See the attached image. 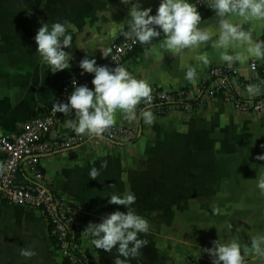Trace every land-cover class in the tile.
I'll use <instances>...</instances> for the list:
<instances>
[{
	"label": "crops",
	"instance_id": "0c3cea01",
	"mask_svg": "<svg viewBox=\"0 0 264 264\" xmlns=\"http://www.w3.org/2000/svg\"><path fill=\"white\" fill-rule=\"evenodd\" d=\"M141 2L153 12L160 0ZM130 6L120 0H0V136L49 106L63 73L78 68L82 58L102 57L101 50L109 49L113 38L127 30ZM201 16L202 22L214 28L215 12ZM64 21L76 28L69 29L71 48L64 49L73 59L68 69L52 73L41 62L34 37L43 23ZM245 26L264 40V20L253 19ZM162 39L163 34L152 42L156 46L153 54L145 56V48L151 45L140 44L122 64L138 79L148 80L152 89L195 88L211 65H226L219 58L223 50L211 45L172 54L159 48ZM235 50L244 51L233 46ZM204 53L211 63L203 66L201 62L198 80L192 84L184 79L187 67L197 66L196 56ZM245 57V63L232 68L241 79H257L259 72L251 70L249 63L253 60L264 65V61L246 52ZM237 94L253 99L263 94V88L254 97L246 87ZM154 115L151 125L141 118L128 121L117 115L116 124L136 128L133 141L88 137L42 159L46 183L65 197L93 264H114L117 251L96 249L92 237L83 231L103 215L126 212L125 206L108 203L111 194L122 195L126 190L136 195L132 207L150 224L149 233L141 235L149 243L130 264H210L211 257L201 249L229 236H238L250 246L252 235L264 234V195L256 187L259 174L264 173V161L256 159L264 155V111L240 112L217 97L191 110L166 107ZM67 119L63 116L49 136L73 131L65 126ZM104 161L107 167L101 169ZM93 167L100 169L96 180L89 175ZM19 174L28 178L24 168ZM112 184L115 187H109ZM25 248L36 255L21 256L20 250ZM245 260L246 264H264L254 254ZM0 264H63L40 210L0 204Z\"/></svg>",
	"mask_w": 264,
	"mask_h": 264
},
{
	"label": "clouds",
	"instance_id": "9594fccd",
	"mask_svg": "<svg viewBox=\"0 0 264 264\" xmlns=\"http://www.w3.org/2000/svg\"><path fill=\"white\" fill-rule=\"evenodd\" d=\"M125 5H131L128 10L127 30L122 29L126 39L139 42L141 45H151L145 48V56L156 51L152 42L161 37L159 48L172 54H181L186 50H198L202 46L211 45L216 50H223L220 60L231 69L233 65L245 63V52L250 57L264 61V40L254 36V29L246 27L251 20H264V0H212L210 8L215 12V26L202 22V16L197 9V3L189 0H160L155 15L151 7H143L141 0H120ZM111 18V12L107 13ZM233 17L237 19H233ZM69 29L75 31V25L69 21L43 23L34 39L37 53L41 62L52 69V73L70 67L72 55L65 51L71 48L73 37ZM233 46L244 51H232ZM104 58H108L111 49L101 50ZM197 66H188L184 79L195 84L198 80L197 68L201 62L208 66L211 61L207 53L196 56ZM115 67L98 65L97 61L85 56L79 61V67L84 73L94 74L91 83L77 85L72 81L73 91L68 95L67 102L56 101L52 111L62 113L68 119L65 126L71 128L78 136L103 138V134L117 123V115L125 120L135 121L138 118L151 125L155 122V115L151 105L153 89L148 80L137 78L125 66L115 63ZM264 81L259 84H248L246 91L249 96H257L262 92ZM144 108H139L141 104ZM139 108V113H138ZM74 118H71L73 116ZM264 147V145H261ZM257 160L264 161V155H257ZM104 161L100 168H106ZM5 171L0 165V173ZM92 180L100 175V169L93 167L89 173ZM109 187H115L110 185ZM256 187L264 195V173H260ZM137 197L130 190L122 195H110L109 204L125 206L127 211L116 210L101 216L98 223L89 222L85 230L86 235L92 237L91 243L96 249L111 253L116 249L117 256L114 264H130L132 259L141 255L140 249L147 246L149 241L141 238L149 233V221L138 214L132 207ZM213 212L219 214V209ZM231 228V225H229ZM250 246L242 242L238 236L212 241L211 248H203L201 252L211 257V264H246L245 258L254 254L264 260V234L250 237ZM20 255L32 258L36 252L25 248ZM123 257V259H121Z\"/></svg>",
	"mask_w": 264,
	"mask_h": 264
},
{
	"label": "built area",
	"instance_id": "2783aa9c",
	"mask_svg": "<svg viewBox=\"0 0 264 264\" xmlns=\"http://www.w3.org/2000/svg\"><path fill=\"white\" fill-rule=\"evenodd\" d=\"M197 3L201 15L213 13L210 8L212 0H189ZM156 11L151 14L155 15ZM139 42L126 39L121 33L111 41L108 58L95 59L98 65L115 67V63L123 64L139 47ZM251 70L259 72L257 79H241L235 68L228 69L227 65L213 64L209 67L207 76L195 88L178 87L171 91H153L152 111L163 113L166 107L191 110L213 98H222L240 112L259 113L264 111L263 94L253 99H245L237 94L239 89L248 84L264 81V65L250 61ZM80 67L63 73L59 85L49 106L39 114L19 121L10 133L0 136V161L5 171L0 173V204L7 203L40 210L47 223L51 225L55 235L54 245L61 260L68 264H93L87 247L75 223L66 199L54 192L46 183L42 168L45 155L69 149L88 139V136H78L74 131L64 136L50 137V131L64 116L53 112L52 105L56 101L67 102L68 95L73 91L72 81L77 85L87 84L90 88L94 74L81 75ZM165 102L162 105L160 103ZM142 103L139 108H144ZM136 136L135 127H125L116 124L103 134V139L113 142L130 141ZM90 138V137H89ZM25 169L27 179L20 177L19 171Z\"/></svg>",
	"mask_w": 264,
	"mask_h": 264
},
{
	"label": "trees",
	"instance_id": "16d2710c",
	"mask_svg": "<svg viewBox=\"0 0 264 264\" xmlns=\"http://www.w3.org/2000/svg\"><path fill=\"white\" fill-rule=\"evenodd\" d=\"M156 90H158V89L153 88V91H156ZM160 104L164 105V104H166V103H165V102H162V103H160ZM134 139H135V137H134L133 139H131L130 141H133ZM48 228H49V232H50L51 239H52V241L54 242V240H55V235H54V233H53V230H52V227H51L50 224H48ZM62 263H63V264H68L66 261H62ZM210 264H211V263H210Z\"/></svg>",
	"mask_w": 264,
	"mask_h": 264
},
{
	"label": "water",
	"instance_id": "95a60500",
	"mask_svg": "<svg viewBox=\"0 0 264 264\" xmlns=\"http://www.w3.org/2000/svg\"><path fill=\"white\" fill-rule=\"evenodd\" d=\"M139 134H140V130L138 131V134H137V136H139Z\"/></svg>",
	"mask_w": 264,
	"mask_h": 264
}]
</instances>
